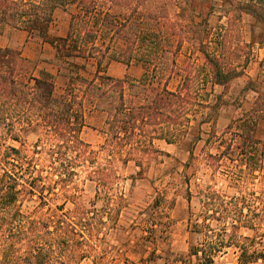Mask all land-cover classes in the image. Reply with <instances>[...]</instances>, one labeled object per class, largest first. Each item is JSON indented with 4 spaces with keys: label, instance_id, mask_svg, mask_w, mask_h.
I'll return each mask as SVG.
<instances>
[{
    "label": "trees",
    "instance_id": "obj_1",
    "mask_svg": "<svg viewBox=\"0 0 264 264\" xmlns=\"http://www.w3.org/2000/svg\"><path fill=\"white\" fill-rule=\"evenodd\" d=\"M203 7L204 16L197 11ZM58 10L70 17L63 38L49 34ZM216 13L225 22L213 27L209 17ZM246 19L252 20L247 42ZM4 26L48 44L57 58L96 64L91 79L75 74L67 89L56 95L50 74H36V66L18 51L0 48V264H51L53 257L83 259L82 241L75 239L81 236L66 216L51 209L47 219L27 216L21 205L33 197L47 205L57 196L58 186L61 197L70 199L78 172L104 189L116 179L114 162L134 161L143 170L146 157L156 153L155 141H182L196 108L206 107L215 87L225 88L244 74L253 45L264 49V0H0V33ZM118 43L122 48L116 49ZM185 44L191 47L190 57L181 66L177 57ZM197 54L204 59L202 66L192 59ZM109 62L127 67L137 63L149 71L136 80L115 79L103 73ZM263 65L264 58L259 66ZM174 78L179 84L170 90ZM258 80L264 83V74L247 83L245 91L256 96L239 120L252 133L264 122V89L254 86ZM204 84L211 86L210 93H203ZM85 100L105 114V142L99 152L80 138ZM38 129L40 137L33 148L6 145ZM244 143L246 169L241 173L264 171V141L259 145L248 134ZM200 203L202 222L192 228L210 241L190 246L181 264H193V258L195 264H212L228 247L239 250L241 264H264V250L250 252L238 235L240 228L256 229L250 216L259 215L244 198L228 200L207 188L201 191ZM209 222H215V228ZM44 224L52 227V235L59 234V240L40 241Z\"/></svg>",
    "mask_w": 264,
    "mask_h": 264
},
{
    "label": "rangeland",
    "instance_id": "obj_2",
    "mask_svg": "<svg viewBox=\"0 0 264 264\" xmlns=\"http://www.w3.org/2000/svg\"><path fill=\"white\" fill-rule=\"evenodd\" d=\"M199 10L203 16L206 14L204 7ZM58 12L69 15L67 11ZM218 16L216 13L209 17L211 26L224 24L225 19L219 21ZM63 21L60 17H53L49 28L51 36L61 30ZM199 21L200 17L196 22ZM251 22L246 19L243 24L246 42ZM120 48L122 44L118 43L116 49ZM190 51L188 44L182 47L177 57L179 65L189 62ZM263 58L264 49L253 45L251 61L244 74L225 88H214L206 107L196 108L182 141L174 144L155 141L153 147L156 153L146 157L143 170L134 161L127 164L116 161L111 167L116 179L104 189L97 188L86 179L85 173L78 172L79 176L71 185L70 199L61 197L58 186L55 190L57 196L47 201V205L42 206L36 197L24 202L20 208L24 215L36 214L47 219L48 210H54L59 217L64 215L71 220L75 232L81 236L75 239L82 241L83 259L53 257L51 264H181L180 260L188 254L190 246H205L210 241L207 239L205 242L202 234H196L192 228L194 223L202 222L201 191L207 188L228 200L244 198L252 212L259 214L250 216L255 220L256 229L240 228L238 235L249 246L250 252L264 250V171L241 173L246 169L245 138L248 134L253 135L261 145L264 141V122L258 123L254 133L252 128L239 122L250 110L256 96L245 89L247 83L254 82L258 74H264V65L262 68L259 66ZM192 59L199 66L204 62L198 54ZM30 62L36 66V74L41 71L53 77L56 95L67 89L75 74L88 80L95 74L94 61L60 59L56 53L54 59L49 61L41 58L40 63ZM124 67L123 78L129 80L139 79L142 73L149 71V67L137 63ZM178 84L179 79L174 78L168 87L175 90ZM254 86L258 90L264 89L261 80ZM210 90L211 86L204 84L203 93L208 94ZM77 95L80 96V92ZM94 111L92 104L85 100L84 127L80 138L92 151L99 152L105 142V114ZM39 137L40 130H33L23 133L19 142L9 140L6 145L20 148L23 144L33 148ZM244 214L249 215L247 208ZM209 223L211 228H215V222ZM227 230L230 231L229 226ZM52 231V227L45 224L40 226V241L49 243L54 238L59 240V234L52 235ZM239 256V250L228 247L213 259L212 264H241ZM192 262L196 263L195 258Z\"/></svg>",
    "mask_w": 264,
    "mask_h": 264
},
{
    "label": "crops",
    "instance_id": "obj_3",
    "mask_svg": "<svg viewBox=\"0 0 264 264\" xmlns=\"http://www.w3.org/2000/svg\"><path fill=\"white\" fill-rule=\"evenodd\" d=\"M54 17H60L61 20H64L62 22V28H60L61 30L59 29V27H56V29L60 31H57L54 35L55 37L63 38L65 37L68 30L70 17L68 14L58 11L54 13ZM0 48L16 50L20 53L23 59L28 61H35L38 63L41 62V58L49 61L51 59H54L55 56V50L48 44L42 43L37 38L29 37L27 33L23 31L15 30L8 26H4L1 30ZM42 64L45 65V63ZM86 68L87 66L85 67V70ZM93 68L95 73L96 65ZM125 69L126 68L119 63L110 62L105 69L104 75L115 79H123ZM94 113L97 114L99 112L94 111Z\"/></svg>",
    "mask_w": 264,
    "mask_h": 264
}]
</instances>
